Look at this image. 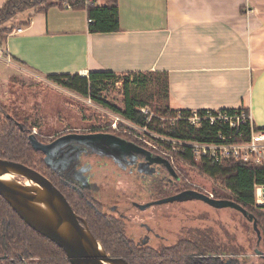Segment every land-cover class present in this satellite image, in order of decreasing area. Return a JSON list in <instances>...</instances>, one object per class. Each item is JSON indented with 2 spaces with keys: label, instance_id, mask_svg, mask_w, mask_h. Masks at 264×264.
Masks as SVG:
<instances>
[{
  "label": "trees",
  "instance_id": "16d2710c",
  "mask_svg": "<svg viewBox=\"0 0 264 264\" xmlns=\"http://www.w3.org/2000/svg\"><path fill=\"white\" fill-rule=\"evenodd\" d=\"M66 2L70 8H85L90 32H112L120 30L118 0H106L99 5L96 0H4L0 6V43L16 27L26 26L33 15L47 10L50 6ZM123 80V106L116 105L97 96L95 85L111 79L113 72L92 71L86 76L78 73L46 74L45 78L57 85L93 101L117 113L141 129H145L150 146L136 133L128 132L121 124L111 128L110 123L104 129L94 131L110 134L122 141L132 143L141 153L157 156L168 161L173 167L180 161L196 166L205 175L219 181L220 186H212L211 194L215 199L232 200L244 208L256 219L257 226L262 231L264 227V206H255V185L264 184V165L244 163L232 158L219 163L207 160H194L188 148L172 149L173 144L164 138L191 140L201 142H218L219 131L235 140L233 131L223 124H209L203 121L199 127L190 125L185 120H177L174 124L161 121L163 116H172L176 109L169 106V90L167 73L159 71L130 72ZM147 108L142 112L141 108ZM248 112L247 108H237ZM185 115L188 109H180ZM234 110V109H227ZM205 114V110H198ZM254 130H260L253 124ZM249 131V124L242 126ZM32 134L41 142L54 140L40 137L32 132V127L13 114L7 104L0 103V158L14 160L30 166L45 175L65 196L76 214L86 220V223L101 243L103 249L113 257H123L130 264H198L193 255L197 253V238L184 236L174 244L161 249H152L145 244H136L124 232L122 217H113L102 210L103 204L95 197V188L80 186L75 180L74 171L81 170L88 163L89 155L94 156V163H89L91 171L100 166L99 160L108 158L103 153L99 143L84 144L77 141L74 151L69 152L66 142L62 152L66 157L73 156L71 161L54 167L45 160V154L34 149L29 141ZM155 136H153V135ZM78 144V145H77ZM99 145V146H97ZM95 146L94 149L91 147ZM178 147V145H176ZM165 153V154H164ZM73 154V155H72ZM86 166V165H85ZM164 167V166H163ZM75 168V169H74ZM80 168V169H79ZM165 168V167H164ZM71 169V170H70ZM178 169V168H177ZM175 170V168H174ZM71 171V172H70ZM168 172V171H167ZM176 172V184L168 190L192 189L186 182V177ZM182 185L185 188H179ZM159 192L163 190L159 189ZM174 192V191H173ZM104 208V207H103ZM262 226V229H261ZM264 252V249H262ZM217 264H220L217 261ZM0 264H71L65 252L56 243L29 227L0 196ZM200 264H210L208 261Z\"/></svg>",
  "mask_w": 264,
  "mask_h": 264
},
{
  "label": "crops",
  "instance_id": "0c3cea01",
  "mask_svg": "<svg viewBox=\"0 0 264 264\" xmlns=\"http://www.w3.org/2000/svg\"><path fill=\"white\" fill-rule=\"evenodd\" d=\"M118 8L120 30L93 33L85 8L50 6L6 36L0 60L44 76L165 72L171 108H247L264 130V0H118Z\"/></svg>",
  "mask_w": 264,
  "mask_h": 264
},
{
  "label": "rangeland",
  "instance_id": "374dc122",
  "mask_svg": "<svg viewBox=\"0 0 264 264\" xmlns=\"http://www.w3.org/2000/svg\"><path fill=\"white\" fill-rule=\"evenodd\" d=\"M0 54L3 55V52L0 51ZM126 78L131 80L132 76L115 74L111 79L96 84L97 96L117 107H122L123 80ZM0 103L7 104L13 114L24 118V122L32 127V132L50 140L52 137L55 139L67 133H90L94 129H104L110 123L111 128H117L118 124H121L128 132L145 137L144 140L153 148L152 141L146 137L145 129L121 118L90 97L76 94L15 62L11 64L0 60ZM144 109L147 110L146 107ZM162 120L164 119L161 118ZM66 144L69 152L74 151L75 143ZM62 149L63 144L53 150L49 162L54 167L63 166L66 161L70 162L73 158L66 157ZM89 156L88 163H94V156L92 154ZM99 163L100 166L95 168L93 176L97 184L95 197L102 202L104 212L113 217L123 218V229L127 237L138 241L146 235L144 240L147 246L157 250L174 244L186 235L197 238V242L203 244L214 245L217 241L225 251L236 252L243 249L252 255L255 247L264 249V227L262 229L261 226V238L258 242L252 222L232 207H216L202 200L189 198L174 199L162 204L153 203V206L139 210L134 202L140 204L147 201L155 202L171 197L173 191H179L177 187L170 191L162 184L163 192L157 189L145 192L141 183V173L146 174L143 171L147 172L148 168L150 172V167L153 176L166 177L164 181H168V177L175 180L160 163L153 162V165H150L151 162H148L145 169H137L131 164L124 166L114 164L108 158L99 160ZM178 163L179 166L176 164L174 168L182 177H186V182L192 187L191 190L211 194L212 186H220L218 180L205 175L196 166L183 161ZM150 177L149 175L144 179L149 180ZM19 180L22 183L26 181L20 178ZM262 210L264 212V209ZM146 224L151 228L148 232L144 228ZM251 258L250 261L257 264V257Z\"/></svg>",
  "mask_w": 264,
  "mask_h": 264
},
{
  "label": "water",
  "instance_id": "95a60500",
  "mask_svg": "<svg viewBox=\"0 0 264 264\" xmlns=\"http://www.w3.org/2000/svg\"><path fill=\"white\" fill-rule=\"evenodd\" d=\"M28 138L34 149L45 154L46 161H49L58 145L70 141L92 145L105 144L107 148L104 145L101 147L103 153L111 156L115 161H119L118 155L126 154L128 151V153L140 152L132 143L100 132L67 133L47 143L39 141L32 134ZM144 154L149 158V162L162 164L174 178H177L174 167L168 161L157 156L150 158V154L146 152ZM133 162L130 160L128 164ZM79 177L80 180L86 181L83 173H80ZM19 178L25 179L29 184H26V181L22 183ZM0 196L29 227L62 248L71 264H130L125 258L110 256L103 249L90 231L86 220L74 212L63 193L36 169L18 161L0 158ZM189 198L199 199L216 207L228 206L238 210L252 222L259 242L261 237L256 219L232 200L215 199L196 190H186L149 204ZM149 204L141 207L144 208Z\"/></svg>",
  "mask_w": 264,
  "mask_h": 264
},
{
  "label": "built area",
  "instance_id": "2783aa9c",
  "mask_svg": "<svg viewBox=\"0 0 264 264\" xmlns=\"http://www.w3.org/2000/svg\"><path fill=\"white\" fill-rule=\"evenodd\" d=\"M22 31L21 27L16 28L13 32ZM142 112H147L144 108ZM205 114H199L198 110H189V114L185 115L180 109H176L171 116L161 117L162 121L174 124L177 120H185L194 127H199L203 121L209 124L226 125L229 131H233L235 140H229L228 136L219 131L218 142H201L191 140H178L173 138H164L170 141L172 149L188 148L194 160H207L212 163H219L225 159L232 158L244 163H252L256 165H264V130H254L249 111L242 109H217L205 110ZM249 124L248 136L245 138L247 131L242 126ZM178 145V147L176 146ZM165 154V153H164ZM212 196V194H209ZM255 204L256 206H264V184L255 185Z\"/></svg>",
  "mask_w": 264,
  "mask_h": 264
},
{
  "label": "flooded vegetation",
  "instance_id": "af4514ba",
  "mask_svg": "<svg viewBox=\"0 0 264 264\" xmlns=\"http://www.w3.org/2000/svg\"><path fill=\"white\" fill-rule=\"evenodd\" d=\"M97 146H99V145H97ZM94 147L95 146H92L91 148L94 149ZM128 152L126 154L118 155L117 159L119 161H115V159H113L111 156L108 157V159H110L114 164L116 163V164H120L122 166H124L125 164H128V162L130 160H133L134 162L131 164L132 167L134 166L137 169L138 168L139 169L147 168L146 163L149 162V158H147V156L144 153H141L139 151H131L130 153H128ZM51 156H52V154H51ZM149 164L153 165V162L149 163ZM131 165H129V166H131ZM80 168H81V170L76 169L74 171L75 180L80 184V186L88 187V186L94 185L95 191H97V187H96L97 184L93 180L94 172L91 171V169L89 167V163L83 164ZM143 172L146 174L141 173V175H142L141 176V183L143 184V187L145 188L146 193L153 192V190H155V189L158 190V188L163 189L164 187L162 186V184L165 186V188L169 189V187L174 186V184H176V181H177V180H171L172 178H169V177H168V181H164L166 177L153 176L152 171H151V167H150V172H149V168H148L147 172H145V171H143ZM80 173H83L86 176L85 182L80 180V177H79ZM149 175L151 176L149 180L144 179V178H147V176H149ZM145 185H146V187H145ZM181 187L185 188L184 185H182ZM186 190H188V189L185 188V189H182L179 191H175L172 193V195L179 194V193L186 191ZM149 203H151V201H149V202L147 201L144 204L134 202L135 206L138 207L139 210H145V209L154 205V204H149ZM146 204H149V205H147L144 208L141 207L142 205H146ZM144 228L147 232H148V230L151 229L148 224L144 225ZM145 238H146V235L143 236V238L139 239L138 241H135L133 238H130V239L132 241H134L136 244L147 245L145 240H144ZM199 239H201V238H199ZM150 248H152V247H150ZM196 251H197V253H195L193 255V258L196 259V262H198V264L205 262V261H208L210 264H217L218 263L217 261H219L220 264H256L255 262L250 261L252 259L251 258L252 256L257 257V259H256L257 264H264V252L261 249H259L258 247H255L253 249V254L249 255L247 252L243 251V249L242 250L240 249L239 251H236V252H233L231 250L225 251L222 249L221 243H219L217 241L214 245L203 244V242H201V243L198 242Z\"/></svg>",
  "mask_w": 264,
  "mask_h": 264
},
{
  "label": "bare ground",
  "instance_id": "6f19581e",
  "mask_svg": "<svg viewBox=\"0 0 264 264\" xmlns=\"http://www.w3.org/2000/svg\"><path fill=\"white\" fill-rule=\"evenodd\" d=\"M58 149V148H57ZM59 153V152H58ZM26 184H29V182L28 181H26Z\"/></svg>",
  "mask_w": 264,
  "mask_h": 264
}]
</instances>
